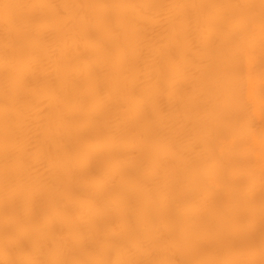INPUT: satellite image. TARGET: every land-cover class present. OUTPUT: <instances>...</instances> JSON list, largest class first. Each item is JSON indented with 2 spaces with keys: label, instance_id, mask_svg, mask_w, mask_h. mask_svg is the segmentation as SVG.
<instances>
[{
  "label": "bare ground",
  "instance_id": "1",
  "mask_svg": "<svg viewBox=\"0 0 264 264\" xmlns=\"http://www.w3.org/2000/svg\"><path fill=\"white\" fill-rule=\"evenodd\" d=\"M0 264H264V0H0Z\"/></svg>",
  "mask_w": 264,
  "mask_h": 264
}]
</instances>
